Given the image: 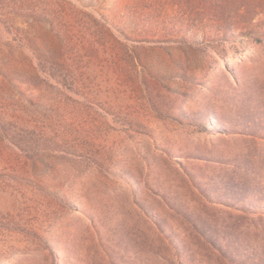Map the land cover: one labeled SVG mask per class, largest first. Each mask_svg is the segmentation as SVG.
<instances>
[{"label":"rangeland","instance_id":"1","mask_svg":"<svg viewBox=\"0 0 264 264\" xmlns=\"http://www.w3.org/2000/svg\"><path fill=\"white\" fill-rule=\"evenodd\" d=\"M0 264H264V0H0Z\"/></svg>","mask_w":264,"mask_h":264}]
</instances>
